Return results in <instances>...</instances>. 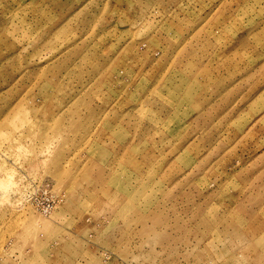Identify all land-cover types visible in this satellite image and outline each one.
Masks as SVG:
<instances>
[{"label":"rangeland","instance_id":"374dc122","mask_svg":"<svg viewBox=\"0 0 264 264\" xmlns=\"http://www.w3.org/2000/svg\"><path fill=\"white\" fill-rule=\"evenodd\" d=\"M0 264H264V0H0Z\"/></svg>","mask_w":264,"mask_h":264},{"label":"built area","instance_id":"2783aa9c","mask_svg":"<svg viewBox=\"0 0 264 264\" xmlns=\"http://www.w3.org/2000/svg\"><path fill=\"white\" fill-rule=\"evenodd\" d=\"M46 211H48V209L46 208Z\"/></svg>","mask_w":264,"mask_h":264}]
</instances>
